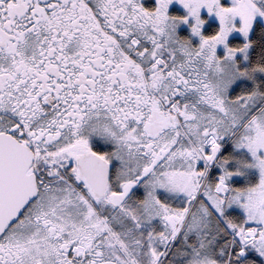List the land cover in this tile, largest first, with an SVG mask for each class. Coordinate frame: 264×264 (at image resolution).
Listing matches in <instances>:
<instances>
[{
	"label": "snow or ice",
	"instance_id": "snow-or-ice-1",
	"mask_svg": "<svg viewBox=\"0 0 264 264\" xmlns=\"http://www.w3.org/2000/svg\"><path fill=\"white\" fill-rule=\"evenodd\" d=\"M0 264H264V0H0Z\"/></svg>",
	"mask_w": 264,
	"mask_h": 264
}]
</instances>
